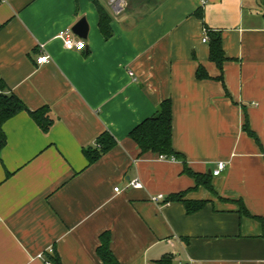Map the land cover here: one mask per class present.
Returning a JSON list of instances; mask_svg holds the SVG:
<instances>
[{
	"label": "crops",
	"instance_id": "obj_1",
	"mask_svg": "<svg viewBox=\"0 0 264 264\" xmlns=\"http://www.w3.org/2000/svg\"><path fill=\"white\" fill-rule=\"evenodd\" d=\"M97 1L108 38L93 0H0V80L54 119L48 132L27 110L2 124L0 264H105L103 235L118 264H264V0ZM83 16L84 48H65L58 32ZM40 52L51 60L37 64ZM167 98L182 159L140 154L129 137ZM103 131L116 144L89 164L82 149ZM178 192L204 203L150 200Z\"/></svg>",
	"mask_w": 264,
	"mask_h": 264
},
{
	"label": "trees",
	"instance_id": "obj_2",
	"mask_svg": "<svg viewBox=\"0 0 264 264\" xmlns=\"http://www.w3.org/2000/svg\"><path fill=\"white\" fill-rule=\"evenodd\" d=\"M98 13V27L105 38L111 36L109 26L110 15L108 11L97 1L93 0ZM196 16L202 18V11L196 10ZM209 37V56L215 61L219 67L224 60L223 51L221 48V36L219 31L207 30ZM198 78L208 77L207 73L198 67L196 71ZM21 110H27L36 125L43 132H48L53 125V117L51 116L50 108L47 105L35 109L33 111L26 108L24 103L12 92L7 89V86L0 80V147L5 142V135L2 130V124L11 116ZM247 132L255 137V134L244 125ZM172 110L170 100L164 99L159 104L156 112L145 118L142 122L136 125L130 132L129 137L138 145L140 154L145 152H153L166 158L182 159L183 156L174 150L172 146ZM116 144L115 138L103 131L97 136L92 145H88L82 149L88 163H92L100 158L104 153L109 151ZM183 171L194 177L196 185H202L209 190H212L210 176L207 174L196 173L184 165ZM184 192L173 193L168 197L169 200L182 201L187 212H193L199 209L204 201H192L183 198ZM246 214L250 215L247 211ZM98 254L105 264H118L108 247V237L102 236L101 245L98 247ZM164 264H170V256L166 255L160 259ZM59 264V263H58Z\"/></svg>",
	"mask_w": 264,
	"mask_h": 264
},
{
	"label": "built area",
	"instance_id": "obj_3",
	"mask_svg": "<svg viewBox=\"0 0 264 264\" xmlns=\"http://www.w3.org/2000/svg\"><path fill=\"white\" fill-rule=\"evenodd\" d=\"M58 37L63 41V45L65 48L67 49H82L84 48V41L80 38H77L74 33L72 32L71 28L67 27L64 29H61L58 32ZM75 41L76 43L73 44L72 48H68L67 42L68 41ZM207 40V36H204L202 38V41H206ZM51 60V57L48 53L46 52H40L37 57H36V62L37 64H43V63H47ZM129 74H133L132 71H129ZM226 166V162L225 161H217L215 168L212 169L211 174L216 176L219 175L225 168ZM128 185L133 187V188H139L142 186V183L138 180V179H131L128 181ZM114 191H119L118 187L114 188ZM150 200L153 202L158 203L159 201H163L164 203H167L168 200L164 197L163 194H156V195H152L150 197ZM40 256V254L38 255ZM46 264H51V262L47 261Z\"/></svg>",
	"mask_w": 264,
	"mask_h": 264
},
{
	"label": "water",
	"instance_id": "obj_4",
	"mask_svg": "<svg viewBox=\"0 0 264 264\" xmlns=\"http://www.w3.org/2000/svg\"><path fill=\"white\" fill-rule=\"evenodd\" d=\"M72 32L80 38L85 39L88 33V23L86 18L81 17L76 23L71 27Z\"/></svg>",
	"mask_w": 264,
	"mask_h": 264
},
{
	"label": "rangeland",
	"instance_id": "obj_5",
	"mask_svg": "<svg viewBox=\"0 0 264 264\" xmlns=\"http://www.w3.org/2000/svg\"><path fill=\"white\" fill-rule=\"evenodd\" d=\"M104 6H108V0H99ZM123 1H127V0H123ZM128 1H130V0H128ZM135 1V0H134ZM121 2V0H112V1H110V3H112V5L114 6V8L115 7H117L118 5H119V3Z\"/></svg>",
	"mask_w": 264,
	"mask_h": 264
},
{
	"label": "clouds",
	"instance_id": "obj_6",
	"mask_svg": "<svg viewBox=\"0 0 264 264\" xmlns=\"http://www.w3.org/2000/svg\"><path fill=\"white\" fill-rule=\"evenodd\" d=\"M74 43H76V42L70 40V41L67 42V45H66V46H67L68 48H72Z\"/></svg>",
	"mask_w": 264,
	"mask_h": 264
}]
</instances>
